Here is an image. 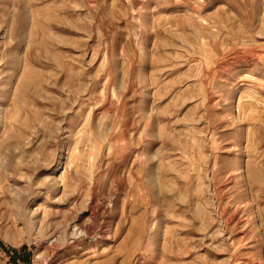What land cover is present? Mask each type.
<instances>
[{"label": "rangeland", "instance_id": "obj_1", "mask_svg": "<svg viewBox=\"0 0 264 264\" xmlns=\"http://www.w3.org/2000/svg\"><path fill=\"white\" fill-rule=\"evenodd\" d=\"M0 264H264V0H0Z\"/></svg>", "mask_w": 264, "mask_h": 264}, {"label": "bare ground", "instance_id": "obj_2", "mask_svg": "<svg viewBox=\"0 0 264 264\" xmlns=\"http://www.w3.org/2000/svg\"><path fill=\"white\" fill-rule=\"evenodd\" d=\"M83 231V230H82ZM84 233L86 234V232L84 231Z\"/></svg>", "mask_w": 264, "mask_h": 264}]
</instances>
